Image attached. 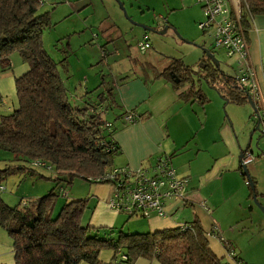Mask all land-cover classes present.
I'll use <instances>...</instances> for the list:
<instances>
[{
  "label": "trees",
  "instance_id": "16d2710c",
  "mask_svg": "<svg viewBox=\"0 0 264 264\" xmlns=\"http://www.w3.org/2000/svg\"><path fill=\"white\" fill-rule=\"evenodd\" d=\"M42 3L43 0H0L2 71L12 69L14 53L29 66L25 74L15 79L18 108L0 113V150L12 155V161L22 159L46 164L45 167L51 165L59 176L65 177L66 186L76 177L111 184L107 176L117 168L114 159L121 149L113 138L117 128L104 119L103 112L114 108L122 111V105L111 91L95 104L84 107L71 104L58 63L43 45L42 33L49 25V17L38 14ZM240 10L246 32L256 16L264 15V0H240ZM201 65L203 75L226 103L249 102V89L239 82L236 74L226 76L213 65ZM191 73L182 61L173 59L164 69L144 70L138 77L146 83L149 74L154 75L153 81L165 77L176 89L184 88L183 94L207 102L206 96L193 88ZM175 78L179 79L178 83ZM135 111L123 110L117 118H122L124 124L133 123L140 119ZM129 115L131 120L127 119ZM105 129L109 131L107 135ZM14 166L19 167L8 165L3 172ZM56 197L52 190L38 200L16 207L8 206L0 198V226L13 241L14 264H135L140 259L157 260L161 264H224L211 250L207 232L198 221L188 224L186 231L180 227L145 233L122 230L117 238L115 228L82 224L88 207L85 199L66 202L53 217ZM104 250L113 252L109 263L99 258Z\"/></svg>",
  "mask_w": 264,
  "mask_h": 264
},
{
  "label": "rangeland",
  "instance_id": "374dc122",
  "mask_svg": "<svg viewBox=\"0 0 264 264\" xmlns=\"http://www.w3.org/2000/svg\"><path fill=\"white\" fill-rule=\"evenodd\" d=\"M38 14L49 17V25L42 33L43 45L52 60L58 63L59 74L69 90L70 102L76 107L95 104L106 98L110 91L118 97L116 88L144 70H162L173 59L183 62L192 72L193 88L206 96L208 101L205 103L211 102L214 115L220 113L227 120L237 144L254 158L247 169L255 178L252 179L260 206L251 198L249 205L253 211L246 204L248 215H241L238 206L245 191L237 190L234 197L228 194L225 199L223 196L219 198L221 189L213 183L217 193L213 199L221 201L214 230L225 241L232 240L236 252L247 264H264V137L253 132L258 118L249 102L226 104L223 95L203 75L201 64L212 65L203 51L205 48L214 53L220 72L226 76L243 74L244 69L237 64L236 55L229 57L225 50L215 46L213 27L205 30L200 27V23L207 21L202 4L197 0H43L38 6ZM140 25L152 28L153 32L145 33ZM145 36L150 46L143 52L139 42L144 41ZM18 57L14 53L12 58ZM121 113L120 109L114 108L103 112V117L108 122L119 124L117 117ZM220 126L215 124L217 131ZM108 133L105 129L104 134ZM12 158L0 150V198L10 207L38 200L54 190L57 196L55 217L66 202L88 200L85 194L87 187L99 185L76 177L70 186H66L65 177L59 176L51 165L38 167L22 159L12 161ZM8 165L19 167L3 172ZM170 165L175 169L173 163ZM209 188L204 191L206 196L211 194ZM245 188L248 196L252 191L248 185ZM62 191L73 193V196L67 197ZM81 195L84 197H75ZM134 221L147 222L148 219L134 216L127 222ZM136 230L132 228L131 233L147 232ZM121 231V228H116L117 238ZM123 232L129 233V229Z\"/></svg>",
  "mask_w": 264,
  "mask_h": 264
},
{
  "label": "crops",
  "instance_id": "0c3cea01",
  "mask_svg": "<svg viewBox=\"0 0 264 264\" xmlns=\"http://www.w3.org/2000/svg\"><path fill=\"white\" fill-rule=\"evenodd\" d=\"M227 6L232 11L237 10L240 7V0H228ZM245 36L250 62L256 70L264 95V15L254 18ZM12 57L11 70L3 72L0 65V113L18 108L15 79L29 69L28 64L21 61L20 57ZM153 78L154 75H147L146 83L142 81L141 76L129 77L116 88L122 111L136 109V115L140 119L124 124L121 118L119 124H114L117 130L113 138L121 149L115 156L114 164L117 168L128 167L135 170L144 164L154 163L159 156H167L176 169L177 177L185 180L184 198L166 200L165 217H151L147 222H127L128 215L119 214L107 205L113 193L111 185L89 186L88 192H85L88 207L82 216V224L93 228L108 227L122 230L128 228L131 233L132 228L137 229L136 231L157 232L198 221L208 235L218 223L216 215L221 203L213 199L217 195L212 187L213 183L221 189L219 198L223 196L225 199L228 194L234 197L237 190L245 191L238 210L241 215L247 217L246 204L250 211H253L249 205L253 191L242 175L241 155L243 157L246 151L234 139L232 126L229 127L227 120L223 119L220 113L218 115L212 113L214 110L210 108L211 102L204 103L200 98H191L183 94L184 88L176 89L172 81L165 77L154 81ZM216 123L221 125L219 131L215 128ZM246 185L252 191L248 196ZM207 188L211 194L206 196L204 191ZM62 192L65 196H73V193ZM217 237L208 236L209 246L224 264H247L236 252L232 240L229 242L234 248L237 261L227 256L223 243ZM99 258L102 262L109 263L113 258V252L104 250ZM14 262L13 241L0 226V264ZM135 264L161 263L157 260L140 259Z\"/></svg>",
  "mask_w": 264,
  "mask_h": 264
},
{
  "label": "built area",
  "instance_id": "2783aa9c",
  "mask_svg": "<svg viewBox=\"0 0 264 264\" xmlns=\"http://www.w3.org/2000/svg\"><path fill=\"white\" fill-rule=\"evenodd\" d=\"M202 4L206 22L200 23L202 29H214L212 34L215 46L226 51L229 57L236 55L237 64L244 69L243 74H236L239 82L248 87L249 94L253 100L257 117L261 116V129L264 133V95L258 81L257 73L250 62L249 47L246 40V32L241 24V10H230L226 0H197ZM42 2V0H39ZM140 41L139 45L144 52L150 46L148 41ZM131 120V116H127ZM254 158L247 153L244 154L242 165L247 166ZM35 166H46L35 162ZM111 180L113 188L112 196L107 205L117 213L142 218L165 217V202L169 199H183L185 180L177 177L175 169L170 165L167 156H160L153 164L147 163L138 169L132 170L128 167L115 168L107 176ZM188 224L180 228L188 229ZM218 232L212 230L207 236H217ZM224 246L227 256L236 260V254L229 241L217 237ZM237 261V260H236Z\"/></svg>",
  "mask_w": 264,
  "mask_h": 264
},
{
  "label": "water",
  "instance_id": "95a60500",
  "mask_svg": "<svg viewBox=\"0 0 264 264\" xmlns=\"http://www.w3.org/2000/svg\"><path fill=\"white\" fill-rule=\"evenodd\" d=\"M121 8L124 9L122 5H121ZM140 27H142V28L144 29L145 33H147V32H153V29L150 28V27H146V26H144V25H140ZM203 51H204V53H205V55H206V58L211 62V64H212L217 70H220V69H219V62L215 59V55H214V53L211 52L209 49H206V48L203 49ZM201 66H202V65H201ZM171 76H172V78H174L176 75L174 74V75H171ZM175 81H176V83H178V82H179V79L175 78ZM248 101H249L250 106L254 109V111L257 112V108H256V106H255V104H254V102H253V100L251 99L250 96L248 97ZM257 118H258V122H257V125H256V127H255V129H254L253 132H259V133H261V134L263 135V137H264L263 130L261 129V116L259 115ZM242 159H243V157H242V155H241V160H242ZM243 174H244L245 178L247 179V182H248L250 188H251L252 191H253V199H254L255 203H256L258 206H260L259 201H258V199H257V194H256L255 184H254V182H253V180H252V177H251L250 174H249V171H248V169H247V166H243ZM262 210L264 211L263 208H262Z\"/></svg>",
  "mask_w": 264,
  "mask_h": 264
}]
</instances>
